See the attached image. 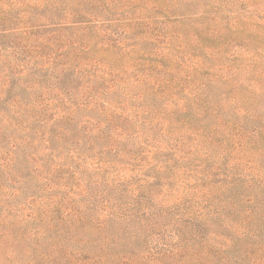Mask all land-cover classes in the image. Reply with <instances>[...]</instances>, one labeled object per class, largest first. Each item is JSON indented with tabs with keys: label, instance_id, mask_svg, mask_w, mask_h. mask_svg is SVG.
I'll return each instance as SVG.
<instances>
[{
	"label": "rangeland",
	"instance_id": "1",
	"mask_svg": "<svg viewBox=\"0 0 264 264\" xmlns=\"http://www.w3.org/2000/svg\"><path fill=\"white\" fill-rule=\"evenodd\" d=\"M154 1L0 0V264H182L154 260L162 242H176L177 215L187 209L208 212L205 194L194 189L192 197L184 187L185 178L195 175L185 167L219 161L254 181L222 194L240 199L237 211L228 207L227 212L245 231L226 232L220 239L228 241L227 247L220 245L222 240L206 245L212 251L208 264H264V248L251 245L252 230L264 231V93L249 99L244 89L238 104L226 85L216 82L210 90L219 114L206 110L198 116L200 110L192 107L188 113L172 112L169 122L172 109L163 100L168 94L160 90L156 96L131 71L123 82L113 83L114 89L102 86L104 103L102 97L88 107L78 106L91 96V86L70 80L76 68L109 66L127 72L141 64V55H136L140 60L127 59L123 53L132 52L140 39V51L167 53L166 38L151 41V32L159 28L167 36L179 34L172 45L179 41L188 51H200L207 26L203 16L224 12L216 0H156L172 14ZM237 2L233 11L251 12V22L264 21V0ZM136 20L146 25L131 30ZM250 28L240 30L246 39L258 32ZM119 36L124 37L122 47H111ZM229 48L227 55L249 56L240 46ZM237 77L242 86L248 84L245 70ZM68 91L76 93L75 100ZM185 96L182 92L178 99ZM146 102L151 104L136 112ZM185 125L203 128L181 146ZM116 127L124 131L114 133ZM63 128L66 134L60 139ZM39 129L47 131L45 138ZM178 145L181 152L175 150ZM161 161L170 163L171 170L161 167ZM170 181L174 185L156 186ZM161 208L162 224L149 232L145 224L126 221L129 214L134 219ZM246 211L253 216L244 220ZM205 221L214 224L220 218L210 215ZM189 235L176 243L187 244ZM200 249L195 246L192 254ZM183 257L184 264L202 263L192 261L187 250Z\"/></svg>",
	"mask_w": 264,
	"mask_h": 264
},
{
	"label": "trees",
	"instance_id": "2",
	"mask_svg": "<svg viewBox=\"0 0 264 264\" xmlns=\"http://www.w3.org/2000/svg\"><path fill=\"white\" fill-rule=\"evenodd\" d=\"M169 1L171 3L173 2V0ZM154 3L157 8L164 9V13L172 14L169 6H166L164 3L156 0ZM216 3L221 8H224V12L215 15L209 14L207 16H203L204 22H206L207 26L204 27V33L199 41V46H197L200 51H196V49L195 51H188L187 46H184L179 41L176 45H172L171 41L174 39L178 40L180 37L179 34L176 35L173 33L170 36H167L164 35V33L161 32V28H159L157 32H151V34H153L150 35L153 38L151 41L154 42V39L157 40L159 38H166L169 42V46H167L169 47L167 53L166 51H140L138 48L141 44L140 39L137 42L138 46L132 52L130 50L123 53V57L127 59H139L136 55H141V60L139 59L141 64L136 65L133 69L131 68L130 70H127V72L120 71L118 68L116 71L111 69L109 66L94 70H85L83 69L84 67H79L73 70L74 77L70 80L75 81L76 79H79L88 86H91V90H89L91 96L87 98L86 101H80L78 106L88 107L95 99H101L102 97V103H104L106 100H104L105 92L101 91L102 86L105 88L107 83V88L110 90L114 89L115 86L118 85V82H123L131 71L135 73V80L141 85L146 87L149 86V89H151L156 96L161 94L160 90H164L168 94L167 98H163V100H168L166 102V107L172 109V111H169L171 116L166 118V121L169 122L172 121V112L183 111L188 113L192 107L200 110L197 111L198 116L206 110H208V112L212 115L214 113L219 114L220 108L218 107V102L215 101L216 98L214 91L210 90L216 82H221L226 85V88H228L232 93V101H235L238 104L242 103L240 101L242 100L241 95L242 90L244 89L246 92L243 94H246L249 99L257 97L259 93H264V48L254 47L256 45H264V33H262V30L264 31V21L251 22L250 20H247L251 12H245V10H240L238 12L233 11V9L237 8V0H216ZM145 5H147L145 7L148 9L157 10L154 7L149 6L147 2H145ZM208 18L211 19L205 20ZM167 20L171 21V19ZM182 20L187 21L188 19L183 17ZM182 20L174 19V22H180ZM250 22L253 24H249ZM130 24H132L131 30H136L137 28L146 25L145 22L138 20L132 21ZM248 28L252 29V31L258 32L253 33L248 37V39H246L243 37L244 32L242 33L240 30H248ZM239 33L241 36L237 35ZM246 34L248 33H245V35ZM123 39L124 37L121 39L119 36V38L113 41L110 46L120 49L122 47ZM230 45L240 46V48L249 53V56L243 57L236 54L238 52H234L236 50L235 46H233L234 51L231 53L232 55H227L230 50ZM171 50H174V52L171 53ZM119 55L120 51H117V53H115V58L118 60ZM107 61L108 60L105 59L106 63ZM56 70H58L57 74H59L60 69ZM242 70H245L247 74L246 80L248 84L246 86H242V83L237 77L239 73L241 74ZM62 71H68V69H62ZM56 77L59 76L56 75ZM3 79L4 76H0L1 82H3ZM113 83H117V85H113ZM68 92L69 93L67 94L71 95L73 99L76 98V93H72L71 91ZM182 92H184L186 96L182 99V101H180L178 97ZM73 104V107H77L76 103ZM147 104L151 103L146 102L139 105L136 112H140L143 106H149ZM54 121H56V119H54ZM149 126L152 127L153 125L149 124ZM120 128L121 127H116L114 133L124 131ZM202 128L203 126L198 128H189V126L185 125L184 129L186 132L184 133V137L181 139V146L182 144L185 146V144L189 142L188 136H192L190 134H201ZM39 134L42 135L41 139H43L45 138L47 131L45 132L43 130L42 132V130L39 129ZM64 134H66V129L63 128L57 136L61 139ZM48 141L49 139H45L43 143L49 145L50 143ZM48 145L47 148H51ZM175 150L181 152L179 145L175 148ZM238 159L242 160L241 157H238ZM223 164L224 163H220V161L213 162L211 164L205 162L200 165L185 167L189 171L194 172L195 175L194 177L185 178L187 182L183 181L184 187L188 186L190 188L192 191V197H195V193L193 192L194 189L197 192L205 194L204 201H208L210 203L208 207L206 206L208 208V212L201 211L200 214H197V212L187 209L184 210L186 212L177 215L175 217V223L179 226V228H176L174 231V236L176 237L175 241L180 242L181 239L184 238L185 234L188 233L190 234L186 237L188 243L180 244L175 242L170 244L162 242V245L157 247L158 250L157 254L155 253L156 257L154 261L160 262L163 260H169L177 261L175 263L182 262V264H184L187 263V261L183 257V253L185 254L187 250V252H190V258L192 261H195L196 263L202 262L203 264H208L212 256V251L205 250L206 245L211 248L213 245L222 240L220 238H225L226 232L232 231L231 229L234 230L232 232L237 230L240 234L245 231L241 228L238 229L237 223L239 221L233 219V217L227 212V208L230 207L233 213H235V209L237 211L240 199H237L234 195L222 197V194L226 193L230 189L233 190L239 187L242 182L253 185L254 180L248 177H242L237 173H233V166L230 167L229 165L228 167H224ZM161 167H164L169 171L171 170V164H168L166 161H161ZM167 178L170 179L171 177ZM174 183L175 181H170L167 183L157 184L156 186L164 187L170 184L174 185ZM149 186L151 185L149 184ZM157 193L162 196L166 194L165 192L159 193L158 191ZM211 196H216L215 202L211 199ZM161 201H164V199ZM246 212H248V216L244 220H246L249 216H253V213H251L252 211ZM163 215L164 213L161 208L156 211V213L150 214L146 211L142 214L136 215L134 219L133 215L129 214L126 216V221L133 220V222L135 221L137 224H145L143 227L146 228V232H149L151 229L162 224L161 218H164L162 217ZM210 215L219 217L220 221L218 223H214L215 225L210 222L207 223L205 219L209 218ZM185 218L190 219L186 220ZM197 221L200 222L197 224ZM243 224L244 223H242V226ZM182 225H185L186 229L191 228V231H186V229L182 230ZM208 225H212L215 228L210 230ZM252 231V236L250 235L253 237L251 245L256 246L257 244H260L258 246L259 249H263L264 242H262L261 237L264 235V231L257 229ZM227 244L228 241L222 240L220 242V245L223 247H227ZM197 245H199L201 249L199 251L194 250L192 254V249ZM215 256L216 255H214V257ZM91 263L97 264L99 262L93 261Z\"/></svg>",
	"mask_w": 264,
	"mask_h": 264
}]
</instances>
